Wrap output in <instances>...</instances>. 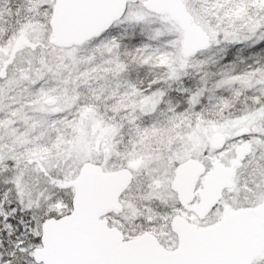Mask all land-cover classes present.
I'll use <instances>...</instances> for the list:
<instances>
[{"label":"snow or ice","instance_id":"snow-or-ice-1","mask_svg":"<svg viewBox=\"0 0 264 264\" xmlns=\"http://www.w3.org/2000/svg\"><path fill=\"white\" fill-rule=\"evenodd\" d=\"M0 264H264V0H0Z\"/></svg>","mask_w":264,"mask_h":264}]
</instances>
